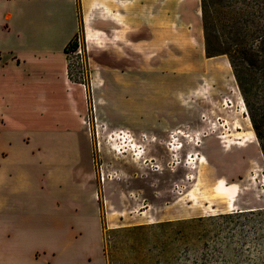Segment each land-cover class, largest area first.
<instances>
[{
  "label": "rangeland",
  "instance_id": "1",
  "mask_svg": "<svg viewBox=\"0 0 264 264\" xmlns=\"http://www.w3.org/2000/svg\"><path fill=\"white\" fill-rule=\"evenodd\" d=\"M139 1L137 24L163 29L155 35L147 25L137 42L148 50L146 73L124 69L129 91L95 79L88 64L86 98L78 81L68 76L73 88L62 77L61 54L23 61L2 52L0 177L24 180L18 195L42 200L66 228L40 217L42 225L22 229L9 222L0 264H264V152L229 57L207 55L200 0ZM249 1L245 32L257 46L264 0ZM210 4L212 44L225 45L240 0ZM252 61L264 114V64ZM144 82L150 106L127 111L130 91ZM79 219L81 227H68Z\"/></svg>",
  "mask_w": 264,
  "mask_h": 264
},
{
  "label": "crops",
  "instance_id": "2",
  "mask_svg": "<svg viewBox=\"0 0 264 264\" xmlns=\"http://www.w3.org/2000/svg\"><path fill=\"white\" fill-rule=\"evenodd\" d=\"M139 2L146 4L143 3L146 0ZM199 7L201 11V0ZM137 25L141 27L137 29ZM147 25L154 27L155 35L163 29L159 22L151 24L141 21L137 24V0H0V57L5 50L12 57L23 61H27V58L50 61L61 54L65 60L62 77L75 88L76 85L68 77L65 47L81 31L86 38L89 64L95 72L94 78L103 77L117 83L118 90L128 88L129 91L134 83L132 75L124 74V69L133 74L146 73L142 58L147 57L148 50L137 42L148 38ZM144 33L147 34L146 37H143ZM55 71L53 69L50 73ZM94 72L92 71V75ZM135 86L137 88L130 91L134 103H124V108L129 112H137L140 107L143 112L147 111L151 93L147 96L145 82L143 88ZM30 88L32 89L31 86ZM80 103L79 100H73V116L82 124L84 120ZM24 183V180H6L0 177V231L9 222L13 223L15 229H22L24 222L30 226L42 225V222H36L39 217L48 218L52 227L66 228L63 217H59L56 222L52 221L51 218L55 219L54 213L42 209V200L35 197L29 200L21 194L18 195L17 186ZM81 225L82 220L79 219L69 223L68 227L77 228ZM1 247L0 261L9 257ZM14 257L19 256L15 254Z\"/></svg>",
  "mask_w": 264,
  "mask_h": 264
},
{
  "label": "trees",
  "instance_id": "3",
  "mask_svg": "<svg viewBox=\"0 0 264 264\" xmlns=\"http://www.w3.org/2000/svg\"><path fill=\"white\" fill-rule=\"evenodd\" d=\"M241 5L235 10V21L233 24V37L231 41H226L225 45L212 44V16L210 14V0H201L202 24L205 36V49L208 56L227 54L233 68L235 78L238 86L243 94L249 114L253 123V127L257 133L259 141L264 152V114L261 112V106L258 104L257 94L255 91V84L253 76L250 72L252 60H256L264 64V34H261L258 39V45H253L245 32V17L251 14V2L249 0H240ZM78 32L70 39L65 49L66 52L76 45V36ZM203 217H198V220H203ZM170 222V221H167ZM161 225V224H160ZM141 225H136L134 228H141ZM117 230L133 229L115 227ZM113 228V229H115ZM111 230H107L104 234L106 239L110 235Z\"/></svg>",
  "mask_w": 264,
  "mask_h": 264
},
{
  "label": "built area",
  "instance_id": "4",
  "mask_svg": "<svg viewBox=\"0 0 264 264\" xmlns=\"http://www.w3.org/2000/svg\"><path fill=\"white\" fill-rule=\"evenodd\" d=\"M76 38V45L70 48L67 53V72L68 76L73 79V81H78V83L83 86L86 98L88 97L87 87L89 85V79L91 75V71L88 68V50H87V42L85 35H82L81 32L77 34ZM89 103V98H88ZM91 104V105H90ZM89 105L90 111L97 110V103L95 98L92 99ZM88 120L93 118V114H88ZM96 117V115H95ZM86 120V118H84Z\"/></svg>",
  "mask_w": 264,
  "mask_h": 264
}]
</instances>
